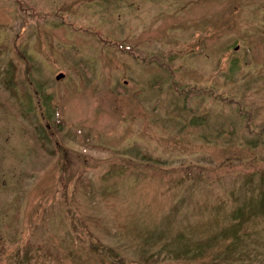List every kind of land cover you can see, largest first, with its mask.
Here are the masks:
<instances>
[{"label": "rangeland", "instance_id": "374dc122", "mask_svg": "<svg viewBox=\"0 0 264 264\" xmlns=\"http://www.w3.org/2000/svg\"><path fill=\"white\" fill-rule=\"evenodd\" d=\"M262 193L264 0H0V264H264Z\"/></svg>", "mask_w": 264, "mask_h": 264}, {"label": "trees", "instance_id": "16d2710c", "mask_svg": "<svg viewBox=\"0 0 264 264\" xmlns=\"http://www.w3.org/2000/svg\"><path fill=\"white\" fill-rule=\"evenodd\" d=\"M256 217L259 220H264V195L249 199L242 207L236 208L229 214L230 223L222 230L224 231L222 238L227 243L225 247L227 252H233L239 247L242 238L245 236L244 225L251 218Z\"/></svg>", "mask_w": 264, "mask_h": 264}, {"label": "water", "instance_id": "95a60500", "mask_svg": "<svg viewBox=\"0 0 264 264\" xmlns=\"http://www.w3.org/2000/svg\"><path fill=\"white\" fill-rule=\"evenodd\" d=\"M63 76L61 75V74H59V75H57L56 77H55V80H59V79H61Z\"/></svg>", "mask_w": 264, "mask_h": 264}]
</instances>
